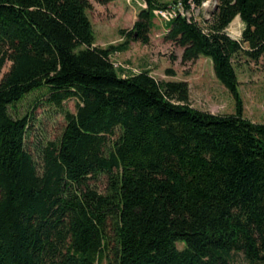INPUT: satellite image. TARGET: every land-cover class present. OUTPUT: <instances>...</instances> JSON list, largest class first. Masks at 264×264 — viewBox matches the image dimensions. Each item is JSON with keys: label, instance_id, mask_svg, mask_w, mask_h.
I'll use <instances>...</instances> for the list:
<instances>
[{"label": "trees", "instance_id": "1", "mask_svg": "<svg viewBox=\"0 0 264 264\" xmlns=\"http://www.w3.org/2000/svg\"><path fill=\"white\" fill-rule=\"evenodd\" d=\"M143 1L127 40L103 47L91 0H0V264H264V123L244 116L233 62L264 53V0L165 21L183 62L212 58L232 114L192 107L187 81L120 74L112 54L148 43L156 8L208 0ZM237 16L241 40L225 31ZM40 89L76 111L34 147L10 108Z\"/></svg>", "mask_w": 264, "mask_h": 264}, {"label": "rangeland", "instance_id": "2", "mask_svg": "<svg viewBox=\"0 0 264 264\" xmlns=\"http://www.w3.org/2000/svg\"><path fill=\"white\" fill-rule=\"evenodd\" d=\"M214 1L204 6L207 10L201 9L199 15H196L200 24H205L204 19L211 18L218 4H214ZM91 2L92 6L87 13L94 27L96 45L103 47L125 42L127 36L122 31L134 27L144 7L143 0H114L108 4L94 0ZM243 28L244 23L237 16L225 31L232 39L241 40ZM166 32V22L155 16L148 43L131 40L125 50L112 54V61L122 69L120 74L129 76L149 70L159 81H187L192 107L215 114L235 113L236 99L217 77L212 58L202 55L194 62H183V48L167 40ZM242 44L244 48H249L247 43ZM233 62L239 80L238 91L243 100L244 116L249 120H264V53L258 60L240 53L233 58ZM9 65L4 68V72ZM46 92V89L37 90L10 108L15 117L30 116L32 130L29 141L34 147L57 138L66 124L65 111H76L75 99H68L58 107L47 101ZM105 182L104 177L99 180V189H104ZM179 246L182 248L183 244L179 243ZM242 264L246 263L242 261Z\"/></svg>", "mask_w": 264, "mask_h": 264}, {"label": "built area", "instance_id": "3", "mask_svg": "<svg viewBox=\"0 0 264 264\" xmlns=\"http://www.w3.org/2000/svg\"><path fill=\"white\" fill-rule=\"evenodd\" d=\"M209 2H211V0L204 2L201 6H196L194 3H192L190 8H186L184 3L182 1H179L178 3L171 5L168 8H156L154 10V13L156 16H158L159 18H161L164 21H170L173 18L177 17L178 15H182L189 22L197 21L196 15H199V11L201 9H205L204 6H206L207 3H209ZM217 2H218V0H215L214 4H216ZM143 6L144 7L147 6L145 2H144ZM205 10H207V9H205ZM209 19H204V21L209 20Z\"/></svg>", "mask_w": 264, "mask_h": 264}, {"label": "crops", "instance_id": "4", "mask_svg": "<svg viewBox=\"0 0 264 264\" xmlns=\"http://www.w3.org/2000/svg\"><path fill=\"white\" fill-rule=\"evenodd\" d=\"M251 121L257 122V123H260V122L264 123V120H257L256 118H255V120H251Z\"/></svg>", "mask_w": 264, "mask_h": 264}]
</instances>
